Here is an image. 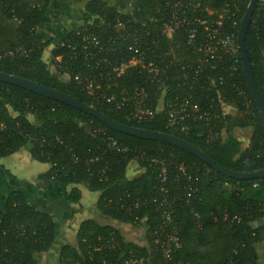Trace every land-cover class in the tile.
<instances>
[{"label": "trees", "instance_id": "16d2710c", "mask_svg": "<svg viewBox=\"0 0 264 264\" xmlns=\"http://www.w3.org/2000/svg\"><path fill=\"white\" fill-rule=\"evenodd\" d=\"M52 1L0 0V71L69 94L116 122L177 135L224 168L236 172L264 168V123L246 83L239 50L236 82L246 98L237 94L228 79L219 84V74L213 71H206L193 91L194 98L208 110L210 125L220 133L209 141L204 122H192L187 131L180 132L166 126L163 111L139 122L129 116L131 106L117 108L115 101L106 102L103 94H117L124 86L131 89L132 82L143 83L140 73L135 74L132 68L116 79L117 88L102 85L95 93H88L86 78L92 70L87 67L86 58L79 54L74 56L66 47L51 46L58 35L50 34L52 26L46 27ZM134 1L139 19L128 10L119 12L106 0H87L82 11L95 15L98 20L118 17L134 24L145 22L156 24V27L161 24L157 12L160 0ZM248 3L249 0L240 6L235 17L236 36ZM224 21L227 23L230 19L225 17ZM83 22L79 25L76 21L61 39L74 38L80 43L86 32L95 31L100 35V27L94 30L93 25ZM160 39V44L165 45L164 38ZM182 43L183 40L179 42ZM19 46L30 47V51L26 55H10ZM245 46L254 81L264 101L262 21L255 25L249 23ZM49 48L52 49V62L55 56L63 55L58 74L50 70L45 60ZM157 58L160 62L167 59ZM178 61L184 63L186 60L180 57ZM65 73L67 78L62 77ZM75 75L80 79H75ZM177 81H170L171 91ZM149 93L155 105L161 91L153 87ZM224 106L234 109V114L224 112ZM246 128L250 134L242 146L235 130ZM102 132L130 149L142 148L148 155L178 154L190 169H199V177L192 179L197 187L194 199L189 204L182 198L173 202L172 219L181 246L173 251L171 264H258L256 244L264 239V224L259 223L264 218V176L252 180L229 178L178 147L112 130L71 105L1 81L0 158L26 150L31 159L48 165L38 178L68 186L63 199L67 204L80 200L81 191L77 185L96 193V210L104 222L89 217L81 220L75 230L64 234L60 218L37 200L36 192L31 196V189L24 183L8 184L4 194L0 193V264H40L37 255L58 244L61 234L72 235L74 243L60 244L56 264H121L129 257L142 258L140 264H165L154 246L156 238H161L166 230L159 208L151 201L160 186L156 168L137 161L139 172H135L136 175L130 172V176L128 171L135 163L130 164L134 154L110 150ZM1 174L6 177L4 170ZM182 185L166 183L168 197L171 199L174 192L183 197ZM119 224L131 227L133 234L140 232L142 235L138 240L127 238L126 229Z\"/></svg>", "mask_w": 264, "mask_h": 264}, {"label": "built area", "instance_id": "2783aa9c", "mask_svg": "<svg viewBox=\"0 0 264 264\" xmlns=\"http://www.w3.org/2000/svg\"><path fill=\"white\" fill-rule=\"evenodd\" d=\"M246 1L248 0H160L157 12L161 24L157 27L156 24L145 22L134 24L131 20L118 17L112 20H98L88 24L93 25L94 30L100 27V35L90 31L86 32L80 43L74 38L66 37L53 45L66 47L74 56L79 54L86 58L87 67L92 70L86 78L85 88L88 93H95L102 85L117 88L119 84L116 79L132 68L135 74L140 73L139 77L143 83L132 82L131 89L124 86L117 94H103L106 102L115 101L117 108L131 106L129 116L139 122L149 120L156 112L163 111L166 126L180 132L187 131L192 122H204L207 140L210 141L220 133L210 125L211 116L194 98L193 91L197 84L199 85L201 76L205 75L206 71H213L219 74V84L228 79L237 94L246 98L243 89L236 82L239 45L234 33L237 26L235 17L240 12V6ZM225 17L230 21L226 23ZM259 21L264 23V0H257L250 19L253 25ZM160 38H164L165 45L160 44ZM182 40L183 43L179 44ZM170 41L177 42L176 46L171 45ZM155 50L159 54H156ZM29 51L30 47L19 46L10 52V55H26ZM127 55L129 59L126 60L124 56ZM62 56L54 57L57 65ZM158 56L167 59L160 62ZM170 56L171 59H168ZM180 57L186 61L180 63ZM65 75L67 78L66 73L62 77ZM74 78L80 79L78 75ZM175 80L178 81L171 91L170 81ZM153 87L161 91L155 105L152 104L149 93ZM102 133L110 150L118 153L132 152L134 160L131 161L135 162L138 168L137 161L147 162L156 168L160 186L151 201L159 208L166 230L161 238H156L154 246L164 258L165 264H171L173 251L181 246L172 219L173 202L182 198L189 204L194 199L197 187L192 179L199 177V169H190L179 159L178 154L170 152L167 156L148 155L142 148L130 149L106 132ZM168 182L179 185L183 183L184 196L179 197L178 193L174 192L170 199L168 190L164 187ZM194 215L198 216L197 213ZM141 261L142 258L129 257L121 264H140Z\"/></svg>", "mask_w": 264, "mask_h": 264}, {"label": "rangeland", "instance_id": "374dc122", "mask_svg": "<svg viewBox=\"0 0 264 264\" xmlns=\"http://www.w3.org/2000/svg\"><path fill=\"white\" fill-rule=\"evenodd\" d=\"M86 1L87 0H53L49 7V22L47 23L48 25H46V27L52 26V31L54 28L56 29V27H66L68 26V24H75L78 19L77 15L81 10H83L84 3ZM106 1L116 6L119 9V12H125L128 10V12L134 15L135 19H139V12L137 11L134 0ZM97 21L98 19L95 15L87 14L85 20L86 24ZM78 23L80 25L84 22L78 21L77 24ZM61 35H57V37H54L51 46H54L55 43L59 39H61ZM51 50L50 48L47 49L45 60H47L50 70L54 74H57L59 65H57L56 62L51 61ZM63 77L66 78V75ZM224 112L232 115L235 111L232 108L224 106ZM240 130H237V134L241 139L242 146H245L250 134V130L248 128ZM131 163L132 161L130 162V164ZM47 169L48 165L41 164L31 159L26 150H20L9 156L0 158V193L3 195L6 190L5 188H7V180H5L6 177H2L1 171L9 170L11 173L16 174V177L18 179L17 183L26 184L27 187L31 189V191L29 192L31 196L36 192L39 195V198L37 200H39L43 205L46 204L45 206L48 208V210L51 211L53 215H56L60 218L59 220L62 224V233L65 231L64 234H66L68 230H75L78 227L79 222L88 217L98 218L100 221L104 222L103 218L100 219L101 216L97 212L95 207V197L93 196V194L95 193L91 194V191H88L84 186H82L81 189L83 190V192H81L80 200L77 203L67 204L63 200V198H65L66 196L67 190L69 189H67V186H58L54 183H47L38 178V175L44 174ZM136 170L139 172L138 167ZM128 172L130 173L131 171ZM133 174L136 175L135 173ZM131 175L132 174L130 173V176ZM119 225L120 227L126 229L125 235L127 236V238L138 240L139 236L142 235L140 232H136L137 234L134 233L136 234L134 235V230L131 227L127 225ZM64 234H61V236L57 238L58 244L54 245L53 247L51 246V249L49 251L37 255V259L40 264H56V256L58 254L57 251L60 244L64 242L71 244L74 243V237L72 235Z\"/></svg>", "mask_w": 264, "mask_h": 264}, {"label": "water", "instance_id": "95a60500", "mask_svg": "<svg viewBox=\"0 0 264 264\" xmlns=\"http://www.w3.org/2000/svg\"><path fill=\"white\" fill-rule=\"evenodd\" d=\"M256 2L257 0H249V3L240 20L236 40L239 45L242 70H243L246 83L252 93V96L255 100V103L259 109V113L264 123V101L254 81L247 49L245 46V33L248 28L251 16L254 12ZM0 81L27 89L29 91H32V92L41 94L43 96H47L49 98L61 101L68 105H71L77 108L78 110L85 112L93 116L94 118L98 119L106 127L112 130H115V131H118L124 134H129V135H132L138 138L153 140V141H157L160 143H165V144L178 147L194 155L195 157L205 162L207 165H209L211 168H213L217 172L229 178H234V179H239V180H252V179L261 178L264 176V168L255 170L252 172H236V171L224 168L218 163H216L212 158H210L201 149H199L198 147L194 146L193 144L187 142L186 140L182 139L181 137L177 135L167 133V132H162V131H154V130H149L145 128L130 126V125L116 122L110 119L109 117H107L105 114L99 112L97 109H95L91 105H88L76 99L75 97H72L69 94L63 93L55 88L47 87L37 82L27 80L25 78H21L13 74L5 73L3 71H0Z\"/></svg>", "mask_w": 264, "mask_h": 264}, {"label": "crops", "instance_id": "0c3cea01", "mask_svg": "<svg viewBox=\"0 0 264 264\" xmlns=\"http://www.w3.org/2000/svg\"><path fill=\"white\" fill-rule=\"evenodd\" d=\"M65 7V6H64ZM86 17H87V15H86V13H84L82 10L80 11V13L77 15V22L78 21H84V20H86ZM74 24H68V26L69 27H72ZM68 26H66V27H56V29L54 28L53 29V31H52V33H50V34H58V35H61V34H64L68 29H69V27ZM53 28V27H52ZM49 31H50V29H49ZM65 78V77H64ZM226 107H228V108H231V107H229V106H226ZM237 130H240V129H236L235 130V132L237 133ZM241 131V130H240ZM137 166L135 165V164H133L132 166H131V172L132 173H135L137 170ZM6 172V178H5V176H3L4 178H5V180H7V183H6V186L8 185V184H11V185H13V186H15V185H17V184H19V183H17L18 182V179H17V177H16V174L14 173H11L9 170L7 171H5ZM47 183H53V182H51V181H49V182H47ZM55 184V183H54ZM56 185V184H55ZM78 187H79V189H80V191L81 192H83V190L81 189V187H82V185H77ZM8 188H10V186H8ZM67 189H68V186H67ZM94 192H91V194H93ZM93 196L95 197V202H96V198H97V194L95 193V194H93ZM81 198V197H80ZM64 199V198H63ZM96 207V206H95ZM89 218V217H88ZM259 223L260 224H264V218L263 219H261L260 221H259ZM256 251H257V262H258V264H264V239H262L260 242H258L257 244H256Z\"/></svg>", "mask_w": 264, "mask_h": 264}]
</instances>
